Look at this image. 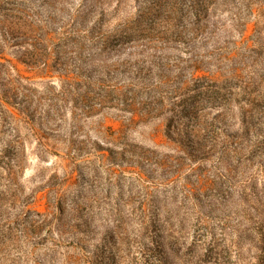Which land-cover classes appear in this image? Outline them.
<instances>
[{
    "label": "rangeland",
    "instance_id": "obj_1",
    "mask_svg": "<svg viewBox=\"0 0 264 264\" xmlns=\"http://www.w3.org/2000/svg\"><path fill=\"white\" fill-rule=\"evenodd\" d=\"M0 4V264H264V0Z\"/></svg>",
    "mask_w": 264,
    "mask_h": 264
},
{
    "label": "trees",
    "instance_id": "obj_2",
    "mask_svg": "<svg viewBox=\"0 0 264 264\" xmlns=\"http://www.w3.org/2000/svg\"><path fill=\"white\" fill-rule=\"evenodd\" d=\"M3 0H0V3H2ZM195 2V6L197 7H200L201 6V3L203 2V0H194ZM20 20V18H19ZM17 16L13 13H9L8 12V9L4 8L3 6H1L0 4V54L2 53V48L5 47L6 45L9 44V41H7V38H10L8 32H17L19 30V27H23V25L18 22L19 21ZM23 61V60H21ZM54 67V66H53ZM55 69V72L58 74V77H59V81L61 82L60 86L62 88L65 87V86H68L70 84H73V81H75V79L73 78V76H71L70 72H68L67 70L65 71H58L56 68H53ZM52 86L54 88H57L56 85L52 84ZM65 89V88H64ZM7 104H4V100H2V98H0V112H8L10 114H13V111L10 110L6 105H11L9 102H5ZM1 106H4L3 108ZM13 107V106H11ZM18 109V108H17ZM20 112H23L25 113L22 109H18ZM193 137H196V142L194 141V143L196 144L197 148L198 149V146H199V150L202 148L204 151H208L210 148H206V146H202L200 145V142H199V135L197 133H194V136Z\"/></svg>",
    "mask_w": 264,
    "mask_h": 264
}]
</instances>
